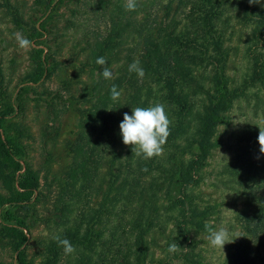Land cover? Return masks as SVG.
<instances>
[{"label":"trees","instance_id":"1","mask_svg":"<svg viewBox=\"0 0 264 264\" xmlns=\"http://www.w3.org/2000/svg\"><path fill=\"white\" fill-rule=\"evenodd\" d=\"M230 1L135 0V9L127 10V0H76L72 16L79 19L89 10L92 17L67 19V28H85L80 52L86 53L90 83L65 104L75 107L78 129L67 145L70 161L58 176H50L51 150L44 154L43 176L27 160L26 141L33 135L10 120L14 102L0 63V249L12 254L11 260L0 257V264L202 263L194 234L213 227L215 206L201 204L194 189L218 145L219 125L229 122L236 101L264 84V7L249 0L241 2L251 27L248 72L236 84L227 74L223 24ZM12 16L21 26L18 9ZM98 57L105 58L104 66ZM134 60L144 69L142 78L128 72ZM47 63L37 58L27 78H51L55 67ZM102 67L112 70L111 80L102 77ZM112 85L121 92L115 101ZM63 88L70 91V83ZM43 93L51 104L64 99L59 90ZM156 103L165 107L170 134L161 155L142 159L122 142L119 123L131 108ZM231 176L242 205L222 264H264V154L244 150ZM39 226L46 234L38 238L43 249L36 262L28 249ZM154 232L166 239L159 258L151 246ZM55 235L67 238L74 251L66 255Z\"/></svg>","mask_w":264,"mask_h":264},{"label":"rangeland","instance_id":"2","mask_svg":"<svg viewBox=\"0 0 264 264\" xmlns=\"http://www.w3.org/2000/svg\"><path fill=\"white\" fill-rule=\"evenodd\" d=\"M242 1L245 4L247 2H229L224 15L226 22L223 24L227 36L226 46L230 53L227 74L233 84L241 81L248 72L246 43L251 27L244 17L245 7ZM75 2L76 0H0V63L15 108L10 120L20 121L30 128L33 136L26 141L27 160L41 170L42 176V164L47 150L54 154L50 176H58L68 165L70 157L67 145L75 138L78 128L75 107H66L65 104L68 105L71 93L78 95L82 87L90 83L88 67L84 66L86 53L80 52L83 46L80 38L85 28H67V19L73 17L72 9L77 8ZM15 8L22 15L21 26L13 20L12 11ZM88 11L83 13L82 18H73L77 22H83L92 17ZM100 24H104V19ZM17 33L31 41L30 47L22 49L18 46L15 38ZM37 58H46L47 65H54L55 72L51 78H43L34 83L27 75L34 69ZM64 82L70 83V91L63 88ZM45 88L61 91L65 101L56 100L52 103L56 108L53 107L50 103L53 99L43 93ZM73 102L77 103L75 99ZM228 116L229 122L218 127L215 136L218 145L202 170L203 181L194 189V194L201 204L215 206L211 216L212 228L224 229L230 241L239 229L236 214L242 205V193L239 185L232 180L231 168L236 163L238 154L244 150L258 157L262 156L257 138L260 129L264 131V84L251 88L246 98L236 101ZM42 189L45 190L44 187ZM45 234L42 226L32 231L28 251L36 262L40 261L43 249L38 238ZM194 237L195 252L199 254L201 264H222L228 242L222 249L210 245L208 232L195 233ZM151 242L152 249L159 258L163 255L166 239L154 232ZM0 257L11 260L12 254L0 249ZM175 264L188 263L175 260Z\"/></svg>","mask_w":264,"mask_h":264},{"label":"clouds","instance_id":"3","mask_svg":"<svg viewBox=\"0 0 264 264\" xmlns=\"http://www.w3.org/2000/svg\"><path fill=\"white\" fill-rule=\"evenodd\" d=\"M249 3H257L264 7V0H249ZM136 7L135 0H127L126 9L134 10ZM18 46L22 49H27L31 45V41L23 35L15 34ZM98 65L104 66L106 60L104 57L96 59ZM129 73H135L138 77L144 76V69L140 66L138 60H134L128 66ZM101 75L105 80L113 78V72L109 67H102ZM111 98L115 101L121 96V92L117 90L116 85H112L109 90ZM170 120L165 112L163 104L156 103L148 107L131 108V114L125 112L123 119L119 123L120 135L122 142L125 145H132V150L135 149V154L142 159H150L154 156L161 155L163 145L169 136ZM258 143L260 145V153L264 154V131L259 132ZM208 230V240L213 247H224L225 243L231 242L228 239V233L224 229H214L206 225ZM53 240L62 246L63 252L68 255L74 251V247L67 238H62L60 235L53 236ZM174 250V249H170Z\"/></svg>","mask_w":264,"mask_h":264}]
</instances>
